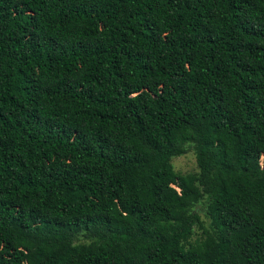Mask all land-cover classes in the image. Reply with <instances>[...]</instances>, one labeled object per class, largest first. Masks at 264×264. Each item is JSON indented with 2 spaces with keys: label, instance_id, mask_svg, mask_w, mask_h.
Listing matches in <instances>:
<instances>
[{
  "label": "trees",
  "instance_id": "16d2710c",
  "mask_svg": "<svg viewBox=\"0 0 264 264\" xmlns=\"http://www.w3.org/2000/svg\"><path fill=\"white\" fill-rule=\"evenodd\" d=\"M0 264H264V0H0Z\"/></svg>",
  "mask_w": 264,
  "mask_h": 264
},
{
  "label": "rangeland",
  "instance_id": "374dc122",
  "mask_svg": "<svg viewBox=\"0 0 264 264\" xmlns=\"http://www.w3.org/2000/svg\"><path fill=\"white\" fill-rule=\"evenodd\" d=\"M170 164L174 171L181 174L197 172L194 155L192 152H187L182 156L172 158L170 160Z\"/></svg>",
  "mask_w": 264,
  "mask_h": 264
}]
</instances>
